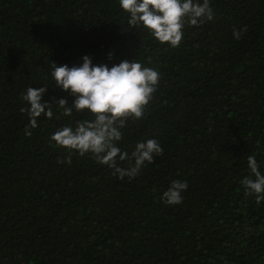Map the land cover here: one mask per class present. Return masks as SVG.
<instances>
[{"label": "trees", "instance_id": "trees-1", "mask_svg": "<svg viewBox=\"0 0 264 264\" xmlns=\"http://www.w3.org/2000/svg\"><path fill=\"white\" fill-rule=\"evenodd\" d=\"M210 5L214 20L185 26L172 48L129 26L119 0H0V264H264V201L241 184L255 179L249 155L264 175V0ZM234 27L247 28L239 40ZM85 55L160 74L144 117L117 142L129 155L148 139L163 147L134 179L91 155L59 163L69 153L49 143L92 119L61 114L56 102L74 97L50 74L52 61L80 65ZM45 85L53 118L27 136L21 96ZM173 180L188 189L169 206Z\"/></svg>", "mask_w": 264, "mask_h": 264}, {"label": "clouds", "instance_id": "clouds-1", "mask_svg": "<svg viewBox=\"0 0 264 264\" xmlns=\"http://www.w3.org/2000/svg\"><path fill=\"white\" fill-rule=\"evenodd\" d=\"M120 7L128 14L131 27L143 26L161 44L178 47L183 39L185 26H202L214 20V10L210 0H119ZM247 28H233V36L239 40ZM109 59L112 54L109 53ZM83 63L69 66L52 61L51 77L55 87L74 97L69 106L66 98L56 102L63 116L82 114L88 110L92 119L77 120L76 126H64L50 137V145L65 149L69 155L58 161L72 162V154L91 155L98 163L113 170V176L123 180L134 179L146 163H154V157L163 155V147L156 139L137 142L131 155L117 147L123 139L121 129L129 120L135 122L144 117L159 87L160 74L151 67L142 66L135 60L127 59L109 67L107 64H93L85 55ZM48 86L28 87L21 99L29 107L21 111L27 113L29 123L24 132L32 135L38 127V118H53L52 103L43 100ZM118 160L128 161V167L118 166ZM134 161V163H133ZM250 172L255 177L245 176L241 184L246 194L255 195L257 204L264 201V175L254 155L247 157ZM188 189L187 181L173 180L163 193L165 205L175 206L183 202V193Z\"/></svg>", "mask_w": 264, "mask_h": 264}]
</instances>
